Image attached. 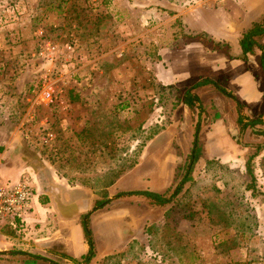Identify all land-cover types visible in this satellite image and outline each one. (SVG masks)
I'll use <instances>...</instances> for the list:
<instances>
[{
  "label": "rangeland",
  "instance_id": "374dc122",
  "mask_svg": "<svg viewBox=\"0 0 264 264\" xmlns=\"http://www.w3.org/2000/svg\"><path fill=\"white\" fill-rule=\"evenodd\" d=\"M3 3L18 7L21 14L0 26V180L6 183L33 172L48 192L61 181L78 185L89 196L79 220L81 224L86 216L90 258L82 262L58 254L50 255L52 262L264 264V154L251 160L252 180L244 168L253 152L244 144L258 137L239 140V133L228 135L240 152L226 162L212 158L217 148L205 145L204 138L212 114L201 113L217 110L224 119L231 114L234 118L232 99L220 92L218 99L212 98L216 90L207 84L196 88L203 97L200 107H187L184 92L203 77L179 83L162 82L157 76H196L197 53L182 49L200 42L224 53L219 68L223 88L231 74L246 69L257 77L263 95L259 51L254 48L242 61L237 41L264 15V0H0ZM39 29L52 42L71 43L74 60L83 56L98 62L85 71L87 85L77 93L67 88L66 102L57 86L58 74L57 101L45 104L37 97L42 65L30 54L39 48ZM229 86L236 93L246 91L235 81ZM242 106L245 118L261 114ZM58 112L68 118L65 130L58 124ZM256 126L264 129L263 124ZM48 131L53 140L40 144ZM187 168L181 189L166 205L120 195L138 189H167L169 195ZM29 215H24L20 234L0 229V264H41L32 256L40 255L37 249L27 244L42 222L30 224ZM51 224L46 222L45 228ZM111 239L116 241L107 251L104 244Z\"/></svg>",
  "mask_w": 264,
  "mask_h": 264
},
{
  "label": "crops",
  "instance_id": "0c3cea01",
  "mask_svg": "<svg viewBox=\"0 0 264 264\" xmlns=\"http://www.w3.org/2000/svg\"><path fill=\"white\" fill-rule=\"evenodd\" d=\"M26 14L28 15V12ZM263 39L264 37L261 38L262 42H264ZM195 44L196 45H194L193 47H185L182 50L186 49L188 51H195L197 53L196 68L199 69V72H196V76H191V75L183 76L182 73L179 74L178 72L169 76L161 72H158L157 76H159L158 78H160L162 82L176 81L179 83H183V82L192 81L194 78L198 79L199 77H203V79H208L212 83L218 86L221 85L219 83L221 78L219 77L220 74L219 68L220 65L223 63L224 53L208 50L200 42H196ZM173 56L174 53L172 54L171 57ZM82 57L68 64L66 63L60 64L63 65V67L60 68L61 70L59 73V77H58L59 81L57 82V86L61 89L58 90H60L62 94H64L63 98L65 97L67 91L70 90L72 87H73V91L77 93L80 87H82L81 85L84 84L87 85L88 74L85 71H87L88 68L94 69L95 64L98 65V62L93 61V59L95 58L85 60L84 57L83 58ZM202 69L204 70V73L200 74V72H202L201 71ZM207 70L210 71L212 74L206 73ZM231 75L234 77L229 78V80L226 82L227 84L225 85V88L231 90V93L234 95L235 99L240 104L245 105L242 106V108L245 109L250 108L255 113L260 114L264 110V94L263 95L259 94V87L258 85H256L257 77L253 76L254 74L246 69H243V71L241 72L238 71L235 75L233 74ZM262 75L263 73L262 71H260V75H258V80L260 82L262 80ZM73 81L75 83H72ZM232 81L243 84L245 87L244 89L246 91L239 93L233 91L232 88L229 86ZM193 84H191L190 86H192ZM210 85L214 87L213 84ZM206 90H210V89L207 88ZM215 90L216 91L214 92L213 94L214 96H212V98L218 99L219 91L216 88ZM190 91L191 93L195 94L198 97L201 105L203 100V97L201 96L202 93L199 94L196 88H193ZM61 100L63 101V99ZM64 101L66 102L68 101V99H66L65 97ZM254 101L255 103H252ZM234 106L235 103L233 101V106H232L233 111H234ZM59 113L60 112H58V114ZM64 113L62 112V115L60 113L59 115L60 120H58V124L62 130L66 129L64 123H66L68 119ZM205 113L212 114L210 115L211 119L209 121L210 124L208 125V129L204 133V138L206 139L205 145H215L216 146L215 148H217L215 149L217 150V152L211 156L212 158H219L221 162H226L227 158H230V156L233 155L236 156V154L240 152V150L237 147V143L233 141L235 138L228 137V135L232 136V135H236V133L240 134L239 140H241L245 136L249 138L251 134L254 135L255 137H258L254 139L255 141H253V143L244 144L245 146L244 148L250 147V149L254 151V147L256 145H261V148L257 151V154L255 156L264 154V137L261 134L254 132V130L256 129H261V130L264 129L258 126H256L255 128L246 127L243 130H241V132H239L240 128L236 122L237 113L235 114L234 118L231 114L228 117L230 119H224L225 116L224 115L220 116L217 110H210V111L202 112L201 114H205ZM240 113L243 114L242 112ZM260 118L264 119L263 116H261ZM226 121L228 124H226ZM234 122L237 125V129L234 126ZM262 124L264 125V123ZM70 127L71 126H69V128ZM191 141L192 139L190 137L189 145ZM240 145L243 144L240 143ZM9 167L11 168L10 169L11 171L14 170L12 169V166ZM27 174L30 175L31 185L36 191V198L34 200L33 209L30 212L28 220L30 224H34V222H37V224L42 222V224L39 225V228L34 233H32V236H30L33 242L32 241L28 242L27 245L29 246V248L32 247L31 249H37L35 251H38L40 254L37 256L38 257L37 259L40 260L41 264H50L49 261H54V257H50V255L58 256V254L59 255L63 254L67 256L69 259V258H78L80 255L85 254L88 247L83 237L82 226L80 224L79 218L83 208L86 206L85 204H87L89 196H87L83 191H81L82 189H80L78 185L69 187L66 183H62L61 181L58 185H52V187L50 188V189H54L55 190L54 192L51 191L48 192L47 187H44L37 181L35 174L33 172L32 173L29 172ZM77 192H80L81 195H79V193ZM46 222H52L51 226L45 228ZM115 241H116L115 239H111L109 244L107 245L104 244V246L107 248V251H109V249L113 246V244H115ZM32 254H38V253L32 252ZM42 258H44V260Z\"/></svg>",
  "mask_w": 264,
  "mask_h": 264
},
{
  "label": "built area",
  "instance_id": "2783aa9c",
  "mask_svg": "<svg viewBox=\"0 0 264 264\" xmlns=\"http://www.w3.org/2000/svg\"><path fill=\"white\" fill-rule=\"evenodd\" d=\"M20 14L18 7L0 4V26L17 21ZM36 36L40 45L37 51L30 55L42 65L37 81V97L45 104L55 103L57 101L54 88L57 79L55 75L59 76L61 70H58L57 65L74 61V46L69 42L57 44L50 41L41 29L36 32ZM53 138V133L48 131L39 138V141L42 145H48ZM30 178V175L22 174L10 182L4 183L0 180V220L4 224L13 223L18 219L23 223L24 215L32 211L36 191L31 185Z\"/></svg>",
  "mask_w": 264,
  "mask_h": 264
},
{
  "label": "trees",
  "instance_id": "16d2710c",
  "mask_svg": "<svg viewBox=\"0 0 264 264\" xmlns=\"http://www.w3.org/2000/svg\"><path fill=\"white\" fill-rule=\"evenodd\" d=\"M263 36H264V15L257 20H253L249 24V26L241 32L240 37L237 41V44H238V47L240 49V54H241L240 59L243 61L246 60L248 54L252 53L254 48H256L259 51L258 64H259L261 71L264 75V42L260 41V39ZM193 37H198V36L194 35ZM200 41H205V42L211 41V42H213L210 39H206V40L200 39ZM207 84H213L214 87L220 93H222L223 95H225L226 97H228L234 101L236 109H237L236 122L239 125L240 131L246 127L255 128V126L257 124L264 123V119L260 118L261 116H263V118H264V110L261 112L260 115H258L254 119L245 118L240 113L241 104L235 99V97L231 93V91L212 83L208 79H201V80L195 82L191 86V89L186 90L183 94V97H182L183 104H185L187 107H194L195 106V107L199 108L200 107L199 99L195 94L191 93L190 90H192L193 88L205 86ZM195 130L197 131V128ZM254 132L261 134L264 137V130L256 129V130H254ZM195 137H196V133L194 135L193 144L195 143ZM194 146L195 145H193V147ZM260 148H261V145H256L254 147V151L251 154H249L244 161L245 172H246V174H248V176H250L251 180L253 178V175L251 172V160L257 154V151ZM192 152H193V149L191 151V157H192ZM191 157H190V159H191ZM187 172H188V168H187V170H185L183 177L178 181V183H176V185L172 189V192L169 195H166L167 189H164L162 191H152L149 189H138V190L128 191L126 193H120V195L123 194V195L141 196V197L145 198L148 202H150L152 205H156V206L166 205L173 200L176 193L181 189L182 184L186 180ZM247 187L252 188L251 183L250 184L248 183ZM102 202L103 201H96V204L100 205ZM81 226H82L83 236H84V239L87 243L88 248H87L86 253L80 255L79 258L81 259L82 262H86L90 258V255L92 253V242H91V237H90V230L87 227V223H86V216H84V218L81 220ZM22 227H23V223L19 219L15 220L13 223L0 225V229H2L3 233L11 234V235L20 234ZM34 257H37V256H34ZM69 259L74 260V258H69ZM50 263L51 264H57V263H54L52 261H50Z\"/></svg>",
  "mask_w": 264,
  "mask_h": 264
},
{
  "label": "water",
  "instance_id": "95a60500",
  "mask_svg": "<svg viewBox=\"0 0 264 264\" xmlns=\"http://www.w3.org/2000/svg\"><path fill=\"white\" fill-rule=\"evenodd\" d=\"M101 204H103V202Z\"/></svg>",
  "mask_w": 264,
  "mask_h": 264
}]
</instances>
